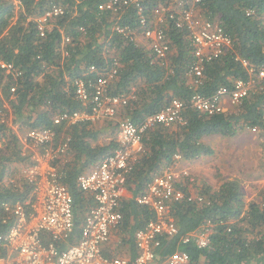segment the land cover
Masks as SVG:
<instances>
[{"label":"trees","instance_id":"trees-1","mask_svg":"<svg viewBox=\"0 0 264 264\" xmlns=\"http://www.w3.org/2000/svg\"><path fill=\"white\" fill-rule=\"evenodd\" d=\"M124 1L128 0H0V61L12 67L8 73L0 69V112L6 104L11 114L10 125L0 123V234L13 222L4 205L24 201L32 192L21 175L31 162L22 150L20 135L26 130L51 128L57 114L87 109L76 99L73 82L96 81L98 76L89 72L90 67L107 72L117 62V74L106 92L118 96L134 89L133 98L119 108L116 118L135 125L172 100L187 103L194 95L211 97L220 88L231 90L234 81L248 78L239 60L264 68V0H200L196 4L204 19L217 22L231 38V47L205 64L198 80L187 75L194 59L186 29H176L169 20L161 24L170 48L167 62L161 64L136 41L140 31L137 8L131 2L122 5ZM113 2L112 8H106ZM139 3L143 13L152 17L159 2ZM53 6L61 8L63 14L49 22L50 30L45 29L41 37L35 19ZM185 118L183 126L156 125L142 135V152L125 181L131 198L121 201L120 226L109 236V242L118 240L117 253L127 250V258L134 257V232L152 218L149 208L138 206L135 199L174 156L193 162L213 154L205 138H232L239 131L253 130L260 138L264 175V87L251 90L232 111L207 116L187 108ZM103 122L102 128L90 123L56 127L58 140L64 136L70 140L67 156L57 161L73 200L75 228L68 244L79 240L84 216L93 206L91 195L78 188L77 178L114 149L113 141L93 144L100 135L114 136L117 131L118 123L110 119ZM196 192L203 197L202 204L180 203L171 208L179 233L165 240L159 253L183 251L203 264H264V192L246 203L239 183L228 179L217 189L203 185ZM208 220L215 225L208 249L179 243L180 237ZM108 245L103 254L116 257ZM5 252L0 249V256Z\"/></svg>","mask_w":264,"mask_h":264},{"label":"built area","instance_id":"built-area-1","mask_svg":"<svg viewBox=\"0 0 264 264\" xmlns=\"http://www.w3.org/2000/svg\"><path fill=\"white\" fill-rule=\"evenodd\" d=\"M128 2L135 3L137 8L139 34L146 43L144 45L161 64L167 62L170 50L161 24L169 20L176 29H186L194 59L187 72L191 79H200L204 65L218 59L231 47V38L217 22L195 14L200 0H158L152 17L143 13L139 0L124 1L122 5ZM115 4L109 3L106 8L110 9ZM62 14L61 8L53 6L36 18L39 35L42 37L45 29L50 30L49 22ZM155 21L159 26L155 25ZM239 62L248 78L234 81L231 90L220 88L211 97L194 95L187 103L172 100L140 125L127 119L118 122L113 138L114 149L94 169L77 178L78 188L91 195L93 206L84 216L79 240L68 244L75 228L73 200L64 184L65 172L59 169L57 161L67 156L70 140L65 136L58 140L56 127L95 124L112 119L117 116L119 108L133 98L134 92L131 89L128 94H107V86L119 68L117 62H113V68L107 72L90 67L89 72L98 76L96 81L76 79L73 82L76 99L87 105V109L57 114L52 118L51 128L26 130L20 138L22 150L31 162L22 170V175L32 186V192L24 201L4 205V211L13 215V222L6 233L0 234V249L6 251L0 256V264H203L202 261H193L183 251L168 255L159 253L163 242L179 233L171 208L180 203L200 205L204 202L203 197L192 190L194 180L189 171L181 166L185 161L180 155L174 156L172 163L153 178L144 194L135 199L138 206L149 208L152 218L133 234L134 257L109 258L103 254V249L109 243L110 232L120 226L121 201L126 199L124 195L127 192L126 176L142 152L143 133L156 125H185L187 108L212 116L228 111L226 103L232 108L239 106L251 90L264 87V68H255L246 60ZM0 69L8 73L12 67L0 61ZM10 91L14 92V89ZM3 108L5 111L0 112V123L10 125L9 108L6 104ZM214 230L215 225L208 220L197 230L180 237L179 243L206 250Z\"/></svg>","mask_w":264,"mask_h":264},{"label":"rangeland","instance_id":"rangeland-1","mask_svg":"<svg viewBox=\"0 0 264 264\" xmlns=\"http://www.w3.org/2000/svg\"><path fill=\"white\" fill-rule=\"evenodd\" d=\"M195 14L200 15V12L197 10ZM155 25L159 26L156 21ZM135 37L136 41L147 49L140 34L136 33ZM228 105L226 103L225 107L228 111H232L234 107ZM104 120L94 125L102 128ZM110 120L116 123L120 121L116 116ZM114 136L100 135L93 144L108 143L113 141ZM204 143L212 148V155L199 158L193 162L181 163V166L189 171L194 180L192 190L196 192V188L203 185L217 189L223 181L228 179L239 183L246 203L259 199L261 193L264 192V175L261 169L262 160L258 133L253 130H243L237 132L232 138L207 137L204 139ZM117 245L118 240L112 238L108 246L116 252ZM123 252L121 250V253L116 252L117 254H114L116 257H123ZM11 258L14 259V255Z\"/></svg>","mask_w":264,"mask_h":264},{"label":"crops","instance_id":"crops-1","mask_svg":"<svg viewBox=\"0 0 264 264\" xmlns=\"http://www.w3.org/2000/svg\"><path fill=\"white\" fill-rule=\"evenodd\" d=\"M87 173V172H86ZM125 198L126 199H128V198H131V195L128 193V192H126L125 193ZM107 247V246H106ZM121 250H123V249H121ZM124 252L122 253L124 256L123 257H121V258H127V256H128V252H127V250H123Z\"/></svg>","mask_w":264,"mask_h":264}]
</instances>
